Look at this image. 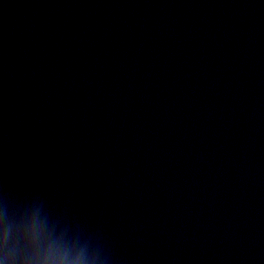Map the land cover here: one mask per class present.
<instances>
[{
    "label": "water",
    "instance_id": "obj_1",
    "mask_svg": "<svg viewBox=\"0 0 264 264\" xmlns=\"http://www.w3.org/2000/svg\"><path fill=\"white\" fill-rule=\"evenodd\" d=\"M0 190L113 264H264V0H0Z\"/></svg>",
    "mask_w": 264,
    "mask_h": 264
},
{
    "label": "clouds",
    "instance_id": "obj_2",
    "mask_svg": "<svg viewBox=\"0 0 264 264\" xmlns=\"http://www.w3.org/2000/svg\"><path fill=\"white\" fill-rule=\"evenodd\" d=\"M0 264H113L99 234L39 198L0 190Z\"/></svg>",
    "mask_w": 264,
    "mask_h": 264
}]
</instances>
